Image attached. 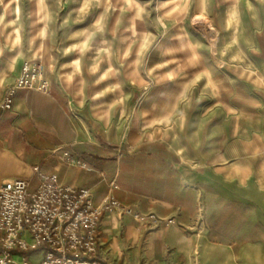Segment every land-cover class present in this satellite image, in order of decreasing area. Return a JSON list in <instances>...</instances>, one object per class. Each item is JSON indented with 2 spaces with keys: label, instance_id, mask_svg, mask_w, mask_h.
I'll use <instances>...</instances> for the list:
<instances>
[{
  "label": "crops",
  "instance_id": "obj_1",
  "mask_svg": "<svg viewBox=\"0 0 264 264\" xmlns=\"http://www.w3.org/2000/svg\"><path fill=\"white\" fill-rule=\"evenodd\" d=\"M82 55L66 62L68 69L57 60L49 67V94L18 91L6 111L2 100L25 56L0 49V186L15 179L36 186L38 166L61 184L89 188L97 204L115 181L114 195L122 203L175 220L140 227L130 216L103 214L97 256L109 264H264V74L260 127L232 117L222 131L213 118L202 121L196 112L182 136L137 129L110 140L99 112L104 100L97 95L90 103L81 95L88 94L82 84L66 80L81 72ZM101 66L97 76L104 75ZM120 147L126 153L117 158ZM65 154L92 171L76 168ZM43 256V249H36L13 259L38 264Z\"/></svg>",
  "mask_w": 264,
  "mask_h": 264
},
{
  "label": "rangeland",
  "instance_id": "obj_2",
  "mask_svg": "<svg viewBox=\"0 0 264 264\" xmlns=\"http://www.w3.org/2000/svg\"><path fill=\"white\" fill-rule=\"evenodd\" d=\"M0 49H18L25 56L2 100L6 111L12 110L18 91L49 94V67H56L57 60L68 69L66 62L82 52L81 72L66 80L82 84L88 94L81 95H88L90 103L97 95L104 100L99 112L110 140L137 129L182 136L192 128L196 112L202 121L213 118L214 127L222 131L232 117H246L250 127H260L256 117L260 73L264 74V0H0ZM100 62L103 76L95 71ZM27 64L42 68L40 79L48 83V90L17 88L6 109L5 99ZM98 89L103 93L97 94ZM124 153L126 149L118 148L117 158ZM64 157L76 168L92 171L86 163ZM108 188L98 204L86 189L95 205L113 196L133 212L155 219L139 223L118 211L102 215L130 216L140 227L175 224L173 218L134 210L119 201L115 181Z\"/></svg>",
  "mask_w": 264,
  "mask_h": 264
},
{
  "label": "built area",
  "instance_id": "obj_3",
  "mask_svg": "<svg viewBox=\"0 0 264 264\" xmlns=\"http://www.w3.org/2000/svg\"><path fill=\"white\" fill-rule=\"evenodd\" d=\"M41 71L40 66L25 65L17 86L5 99L6 109L11 108L17 88L47 92ZM77 165L86 168L81 162ZM34 171L38 178L35 188L24 179L0 186V264H30L27 260L17 263L13 256L36 249L44 251L38 264H107L97 257L102 213L131 214L139 223L155 219L152 214L133 212L113 196L95 205L88 189L63 185L55 174L42 173L39 168Z\"/></svg>",
  "mask_w": 264,
  "mask_h": 264
}]
</instances>
